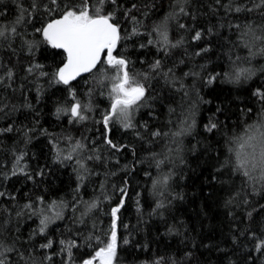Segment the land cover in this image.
<instances>
[{
	"label": "trees",
	"instance_id": "trees-1",
	"mask_svg": "<svg viewBox=\"0 0 264 264\" xmlns=\"http://www.w3.org/2000/svg\"><path fill=\"white\" fill-rule=\"evenodd\" d=\"M36 2L40 6L33 11L32 0H0V28L15 26L19 33L0 38V75L8 69L14 73L11 88L7 79L0 86V104L9 105L5 112L13 105L17 108L7 118L0 114V128H13L0 135V173H10L16 157L24 154L20 166L26 165L32 177H0V191L6 193L0 197V259L5 264H82L103 247L95 239L89 241V235L107 241L111 208L122 198L119 189L127 187L117 214L115 264H155L160 258L161 264H264V253L255 251L251 238L252 232L264 238V209L260 208L264 173L251 164L249 177L243 169L236 170L240 143L247 142L245 152L252 151L249 144L255 145L259 160L264 138V100L253 94L264 91V41L256 39L264 36V9L226 12L229 0L220 4L190 0L187 5L182 0L106 2L104 12H113L120 21L122 37L133 27L139 29V35L121 40L114 55L122 53L130 61V73L148 89L145 106L131 114L134 128L125 129L114 120L106 129L103 118L110 109L115 71L98 66L99 71L94 69L68 85L56 82L53 74L63 66L65 54L44 42L35 29L59 18L60 12L45 10L50 0ZM133 4L137 7L129 16H135V22L125 19ZM234 4L252 6L251 0H234ZM181 6L189 15L179 13ZM22 8L32 11V19L16 24ZM170 14L175 18L167 20L169 41H184L176 48L165 45L155 31ZM180 23L186 28H180ZM249 24L252 31L246 27ZM195 31L202 32L201 40L192 39ZM150 39L152 45L147 44ZM163 48L167 54L159 50ZM202 48L210 50L196 56ZM157 59L163 71L171 68L175 76L166 79L153 73L150 65ZM36 64L42 68L29 74L28 67ZM240 69L255 74L234 82ZM41 71L48 75L39 76ZM209 77L215 79L209 83ZM177 78L176 83L170 82ZM77 101L87 106L82 113L85 120H72L63 112L57 116V108H70ZM210 121L217 123L212 132L205 129ZM189 125V133L174 135ZM157 130L161 135L153 137ZM108 139L119 150L108 145ZM77 141L85 148L74 151ZM69 154L71 160L63 159ZM41 170L43 175H38ZM81 175L83 180L78 178ZM165 177L166 184L153 188L154 181ZM93 201L98 207L89 210ZM53 202L57 207H49ZM158 203L164 207L157 209ZM26 204L32 208H25ZM253 209L258 211L249 220L247 212ZM44 216L50 222L41 235ZM49 239L53 246L40 248ZM124 239L130 243L123 244ZM61 240L78 245L72 248L70 260L61 251Z\"/></svg>",
	"mask_w": 264,
	"mask_h": 264
},
{
	"label": "snow or ice",
	"instance_id": "snow-or-ice-1",
	"mask_svg": "<svg viewBox=\"0 0 264 264\" xmlns=\"http://www.w3.org/2000/svg\"><path fill=\"white\" fill-rule=\"evenodd\" d=\"M108 2L113 5L116 4L117 0H96V3L93 4L91 0H50L49 4H44V8L47 12L51 13L53 11H59V18L52 19L45 26L41 28H36L35 31L40 33L43 37L44 42L49 44L54 49H61L65 54V62L62 67H59L58 70L53 74V79L64 85H68L70 81L75 80L76 77L80 76L82 73H91L93 70L99 71L98 66L104 67L107 66L108 69H112L115 71V75L111 77L112 85L111 91L109 94V98L111 100L110 109L108 113L103 118V123L105 128H108V125L111 121H119L123 128L130 129L134 128L135 125L132 123L131 114L133 111L140 107H144L145 103H143L146 99V93L148 89L145 87L143 83H141L137 78L136 74H131L128 65L130 63L129 60L124 58L122 53H117L114 55L118 45H120L122 39H130L131 36L139 35V29L137 27H133L131 33L125 31L124 37L121 36V25L120 21L116 20L113 12H104L103 5ZM181 2V0H178ZM184 5L190 3V0H182ZM217 4H220V0H216ZM251 7L247 4H234V0H229L227 5H224L226 12H252L255 9H264V0H251ZM40 5L37 4L36 0H32L30 8L34 11ZM137 5L133 4L130 9L125 12V19H131L132 21H136L135 16H129L132 9H135ZM179 13L185 16L189 15L187 8L181 6L179 9ZM264 16V13H261ZM27 20L30 21L32 19V11L29 9H21L20 15L16 20V24H22ZM172 17L165 18V23L163 25H157L155 31H157L162 37L165 45H169L171 48H176L181 46L184 41L183 39L176 41L175 43H171L168 37V29H167V20ZM192 19H195V15L192 16ZM180 28H186V25L183 23L179 24ZM233 27L239 28L240 25H233ZM249 31H252V25L249 24L246 26ZM211 29H209V33H211ZM17 27L13 26L9 28H0V38L8 39L9 35H18ZM151 35V33H149ZM202 32L195 31L192 39L194 41H199L202 39ZM247 35V33H244ZM257 40L264 41V36H257ZM154 43L153 40H148L147 44L152 45ZM31 44L29 43V48L31 49ZM141 48L147 47L145 44L140 45ZM167 54V48L159 49ZM210 49L202 48L200 51L196 52V56H200L202 53L208 52ZM182 63V61H181ZM42 68V65L36 64L34 66H29L27 71L29 74H33L34 69ZM150 68L153 73L157 75H163L166 79L169 78L171 74L172 77L175 76L173 69H167V71L162 70L161 60L157 59L150 65ZM255 73L248 69H240L235 72L234 82H239L241 76H244L245 79H249ZM39 76H47L46 72H39ZM189 75V73H185V76ZM195 75V74H193ZM144 79H149L148 74H143ZM14 73L11 69H8L6 73L0 75V86L5 84V79H7L8 84L7 87L11 88V81L13 80ZM215 77H209V83L214 80ZM176 80H171L170 82L176 83ZM183 84L180 85V88L183 89ZM258 98L264 100V91L257 89L254 93ZM185 95L187 93L185 92ZM73 99L75 100V95L73 94ZM7 104H0V114H3L5 118L10 115L11 111H16L17 108L15 105L11 106L10 112H5V109L8 108ZM27 107L31 108V104H28ZM87 108V106H83L77 101L71 105L70 108H57L56 113L57 116L61 112L65 114H70L72 120H85L86 117L82 114L83 111ZM147 128V125H144ZM217 128V123L210 121L207 125H205V129L208 132H212ZM191 130V125L187 128L183 129L182 132H176L174 135L180 136L185 133H189ZM12 126H8L7 128H0V135L6 132H12ZM29 131H33V129H29ZM27 136V133H25ZM161 133L159 130L152 133L153 137L160 136ZM30 140V137H27ZM239 139V138H238ZM254 139V137H249V140ZM106 143L110 145L112 148H117L118 146L113 144L110 139L106 140ZM247 142L240 143L241 151L236 152V160L237 167L236 170L240 171L243 169V175L245 177L250 176V172L247 170L249 164L253 168L259 166L262 173H264V138L261 139V153L260 158L257 160L255 153V145L249 144L248 146L252 148L251 152L243 151L245 149ZM85 145L76 142L74 151L76 149H84ZM99 159V157H95ZM24 159V154H21L16 157L15 165L10 173H0V177L3 179H9L11 176L16 175H26L29 179H31V175L26 171V165L20 166V162ZM60 159L59 152L57 153V160ZM65 160H71V154L63 157ZM88 159H93V157H88ZM78 163H80L78 161ZM80 167L84 169V165L80 163ZM87 171V169H84ZM38 175H43V171L37 173ZM80 180L84 179V176L78 177ZM168 177H165L163 181H154L153 188H156L160 183H167ZM103 187V186H101ZM79 189H77L78 191ZM122 194V198L119 202L118 206L112 207L110 211V215L112 217V223L110 232L108 233L107 241L102 240L100 236H91L89 235L88 240L95 241L98 244H103V247H99L95 254L89 258L83 260L82 264H95L98 260L99 264H115L117 257V220L118 213L124 205L123 197L127 195V187L119 189ZM254 194H259V191L254 189ZM6 193L0 191V197L5 196ZM42 202V198H41ZM245 204L248 201L245 199ZM25 208L31 209V204L24 205ZM49 207H57L56 202H53ZM98 207L97 202L93 201L89 204V210L95 209ZM164 205L162 203H158L156 208H163ZM261 209H264V205H260ZM253 211H258V209H253L252 211L247 212V217L249 220L253 217ZM17 215H21V213H17ZM56 217L60 218L61 213L57 212ZM50 222V218L48 216H44L40 220L41 227L39 228V234L43 235L47 229L48 223ZM80 223H84L83 220ZM95 227V226H93ZM126 227V226H125ZM264 231V229H262ZM241 235H244V232H241ZM251 238L255 240V251L264 253V238H260L256 235L255 232L251 233ZM233 242H236V237H233ZM62 246L61 251H66L71 259V250L74 247H78L76 242L69 241L66 242L61 240L59 242ZM130 241L128 239L123 240V244L127 245ZM53 246V241L48 240L47 243L41 244L40 248L49 249ZM14 249L8 248L6 251H13ZM3 253H0L2 256ZM22 257V254H21ZM46 259H51V257H46ZM163 258L158 259L155 264H161ZM0 264H5V259H0Z\"/></svg>",
	"mask_w": 264,
	"mask_h": 264
},
{
	"label": "water",
	"instance_id": "water-1",
	"mask_svg": "<svg viewBox=\"0 0 264 264\" xmlns=\"http://www.w3.org/2000/svg\"><path fill=\"white\" fill-rule=\"evenodd\" d=\"M60 50H61V49H60ZM62 51H63V50H62ZM86 74H88V73H82L80 76H83V75H86ZM80 76L76 77V79L79 78ZM76 79H75V80H76ZM72 81H74V80H72Z\"/></svg>",
	"mask_w": 264,
	"mask_h": 264
},
{
	"label": "rangeland",
	"instance_id": "rangeland-1",
	"mask_svg": "<svg viewBox=\"0 0 264 264\" xmlns=\"http://www.w3.org/2000/svg\"><path fill=\"white\" fill-rule=\"evenodd\" d=\"M95 264H99V261L97 260V261L95 262Z\"/></svg>",
	"mask_w": 264,
	"mask_h": 264
}]
</instances>
